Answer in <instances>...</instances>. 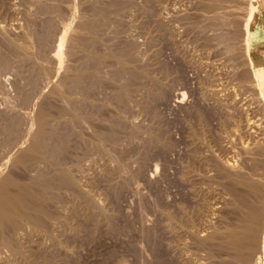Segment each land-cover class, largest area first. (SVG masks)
<instances>
[{"label":"rangeland","instance_id":"rangeland-1","mask_svg":"<svg viewBox=\"0 0 264 264\" xmlns=\"http://www.w3.org/2000/svg\"><path fill=\"white\" fill-rule=\"evenodd\" d=\"M1 1L0 2L2 3L3 6H5L7 4L5 6L6 8L5 7L2 8L1 3H0V6H1L0 7V10H1L0 11V21H2L5 17H7V20H5L7 22H3L2 21V22H0L1 25H2V23L7 24L9 22L8 19H10V18L11 19L14 18V17L16 18V15H17V17L21 16L20 13L18 14L16 11L11 9L14 6V3H17V4L20 3V5H17V6H20V8H22V9H25L27 7V4L25 3L26 7H24L25 6L23 4L24 2L21 1L22 2L21 3L20 0H19V2H16L18 0H13L14 3H13L12 0H1ZM147 1H145V0L144 1L143 0L142 1L141 0L140 1H138V0L136 1L135 0L134 2H132L130 4H127L125 6V8H124L125 12L123 10H121V14H122V11H123V13H127V15L126 14L125 15L122 14V15H124V17L122 15L119 16L122 19V20H120V18H119V21H126V22H124V23L123 22H121V23L119 22L120 24L117 21L118 19H116L118 17L116 15V13L114 12V10H115L114 6L113 5L107 6L108 8H106L107 10L105 12L107 14H105V15L106 16L108 15L107 17L111 18V19H108L107 24L108 23L110 24V22H112V23H111L110 27H109V25L107 26V24H106V26H104L105 28L103 27L104 29L101 30L105 35L111 36L110 34H112L113 29H114V31H115V29L116 30L118 29V27H115V26H118V24H119L120 28L117 31L120 32V33H118V38H120L121 41L118 38L116 39L117 44L119 42L118 45L115 44L116 48L118 46H121L120 48H122L126 42L133 43L132 41H134V40L136 41V42L134 41V43H133L134 47H137L139 45L138 43H140L139 47L136 48L137 49L136 51L134 50L135 48H133L134 52H137L136 53L137 55L139 54L138 56H136V58L140 59V62H138L136 60L138 64L136 62H135V64L137 65L136 69L139 70L141 68L139 71H142V72L146 73V75L142 76V78L139 77L141 81L139 80V78H137V79H135L136 81L134 80V83L131 82V84L133 86L131 85L130 99L128 101H126V103H125V101H120L117 98V96H116L117 92L116 91L121 86L127 84V82H128L127 78L123 74L119 75V73L114 71L116 66L113 67L114 65L112 66L110 64H105L106 68H105L104 65L102 66V73L104 75L105 81L107 80L106 82L108 83V85L110 87H111V85H113V86L110 88L108 85H106L107 83H104L103 86L105 88H103V86L102 87L100 86L99 87L100 90H99L97 85H94V86L90 87L89 92L92 93L95 96H97V95L99 96V98L97 96V99L94 98V96L92 98L94 100L95 104H96L97 101H99L96 104L97 106L96 105L95 106H89L88 104H86V106L89 107L88 108L85 105H83L84 103L80 104V102H78V101L75 102L72 105L74 107L73 109L77 110V108H78L77 111H79V114H81L79 123L81 122L82 124L78 123V128L80 130H82V128H83L81 126L84 125L83 124V120L85 121V125H84L85 128H83V130H82L83 131L82 133L83 134L85 133L84 135L88 134L87 137L90 138V137L93 136L92 138H94L95 132L104 130L111 123V126L112 125H113V127L115 126L116 128H114V129L118 130V132H117L118 135L117 136H119V137L116 140V141H118V143L116 141H115L116 143H113L114 141H112V143H109L111 141H109V142L106 141L107 142V143H105L106 145L104 144V147L106 146L105 148L104 147L103 148L99 147L98 145H97L98 146V148H97V147H95L96 146L95 145L96 142L93 143L94 144V146H93V144L85 142L84 141V137H80V136L76 135L72 130L70 131V133L72 134V136H71L70 133H69V129H71V127L68 126V124H66L65 122H64L65 125H64L63 121L60 122V123H63V125L60 124V123L58 125L59 126L58 128H59V131H60V135H62V134L65 135V137L63 135H62V137L65 139V141H67V143H66L67 147L70 148L71 150H69L67 148L70 153L69 152L68 153H66V152L63 153L64 151L58 150V152L59 151L60 152L57 153V151H56V156H58L60 160L62 159L61 161L62 162L64 161L63 162L64 164H66L65 162H67L66 167H68L70 170H72V172L75 171V172H73V174L76 176V178L78 180L81 179L79 182L82 185V187H84V189H86L93 198L94 197H95V199L97 198L99 203L101 202L100 205L103 206L102 208L105 209L104 212L106 214L100 215L97 212V215H96V213H95L96 211L91 206L90 207H91L92 210L90 208H88L89 205H88V207H86L87 206V200H85L86 199L85 197H84V200H82L83 196H81V199H80V195H78V198H79L78 199L76 195H75L76 196V198H75V196L74 195L72 196L70 194V192H69V196H68L67 195L68 191L64 190V195H67L66 198L62 202H57L58 204L60 203L59 207H60L61 210H59V208H57L58 207L57 203H56L57 205L56 204H54V205L51 204V206H53L52 207L53 210L57 211L59 214H61L62 212L65 214L64 215L62 213L60 215V217L64 218V220L62 218L61 219L59 218L60 221L55 219L53 221H55L56 224L53 221H51V224L52 223L53 224L52 225L50 224L49 226H52L50 228L54 232L56 231L55 235L57 237H59L58 240L59 239L62 240L63 244L64 243L65 244L62 245V242H60L61 243L60 246H62V247H60L58 245L56 247V245L51 244L52 241L49 240L48 238H46L45 236L44 237L41 236V237L38 238L39 239L38 241L40 243H42V242H43V244L45 243L44 245H45L46 249L49 248V249H47L46 253L48 251L51 253V250L53 249L52 252H54V253H51V254H57L58 257L56 258L57 260L54 262L55 264H60V263L61 264H63V263L64 264H162V263L163 264H188V263L189 264H206L207 262H208V264H212V263L214 264V262L216 264L217 260H218L217 264H219L220 261L222 260V256H223V258H225L227 256L226 255V251H224L225 253H222L221 250H217V251L215 250V253H214V249H218V247H211V248L208 247L207 248V246H204V245H202L203 248H202V246L200 247V245H197L196 243H193L194 240H193L192 236L189 233L186 232V234H185V231L179 233V231L181 230L180 227L183 226V225H184L183 228L184 227L185 228H189L190 227L191 229H196V226L198 225L197 226V227H199L198 230L201 228L200 230L201 231L203 230L201 232L203 234V233L206 232L205 229H207V231L208 230L211 231L210 229L213 228L215 223L217 225V226L216 225L215 226L220 228V227H223V225L226 222H228V221L232 222L233 219L237 218V214L236 213H235L236 216L232 213V215L235 216V218H234V216L231 217L232 215L231 214L229 215L228 212H227V211H233L232 208H231V210L229 209V207H230L229 205H226L227 204L226 202H228V200H226V199H229L228 204H230V200H231L230 197L231 196L226 194L227 189H224L223 187L227 188L226 186H227V184L229 185L230 179H226V176H223L225 174L224 173V169H221V167H220V169L223 170V171H220L219 167H218V172L217 173H220V176L222 175V177L224 178V180H222L223 178L220 177L219 174H216L217 169H215V166L217 168V164L216 163L219 160L220 161L223 160L221 162H225L226 160H230L232 162L236 161L237 165L239 164V166H238L239 168L245 169V167H243V165H244V166L247 167V171L249 170V172L252 171L253 166H254V162H252V161L249 162L250 159L243 154V151H242L241 148H242L243 145L247 144L246 143L247 141L243 142V140H245V139L249 140L246 136H245L246 137L245 139L243 137H244L245 134H247L245 132H247V131L250 132L251 131L250 129L254 130V128H255L257 130V131L254 130L255 134L256 133L258 134V132L261 131V136H263L262 133H264V127L260 128V126L264 125V121H263L264 120V107L262 106V102L260 100L261 98L259 97L258 94H256L258 92H257V89H255V87H256V85H254L255 83L253 84V77H252V73L250 72L251 68L249 67V64L247 62L246 56L244 57V60H246V61H244L242 59L243 57H240V56L244 55V54H242L243 50H242V53H241L242 55L240 54L239 56L233 55L232 51L228 52L231 49H229L228 51L226 50L227 48L230 47V46H228V47L226 46L229 42H230V44H231V42H233V43H236V44L238 43L239 45L241 44L243 46V42H242V40H243V38H242L243 36L242 35L243 34H241L243 29H242L241 25L237 26V25H235V23L232 20H231L232 21V23H231V21L229 19H225V23H228L227 24L228 26H230L229 24H232L230 28H228V26L226 27V25H221L222 21L224 19L221 21V23L218 22L216 24L218 26L221 25V31L219 29L220 26H219V28H217L218 26H216V25L214 26L213 25L214 26L213 29L211 27H207L208 23L207 22H203L202 20H200L202 17L204 19V16L200 15L201 12L203 13V11H201V8L199 7V5H200L199 1H197V0H193V1L192 0L191 1L190 0H177V2L179 1L178 2L179 4H177L176 0H173V1L171 0V2L177 4V5H175V6H177L176 10H180L181 11V13L183 14V18H187V19H182V20L179 21L180 25L178 24V26H180V28H178L177 26H175L178 23L177 21H174V20L169 21L167 18L163 17L164 15H162V7H160V6L157 7V5H154L155 3L152 0L148 1V3H147ZM163 1H165V0H163ZM232 1H234V0H230L228 2L229 3V8L231 9V11H236V12L238 11V13H239L240 9H242L243 11L246 10L247 9L246 7L249 4V0H244V1L240 0V2H243V3H241V5L243 6L242 7V6L238 5L239 4L238 3L239 0H236V3H234L235 2L234 1L233 2L234 4H231ZM10 2H12V3H10ZM145 2H146V4H145ZM152 2L154 4H152ZM196 2H198V3H196ZM149 3L151 4V6H150ZM180 3H181L182 6L180 5ZM244 3H246V4H244ZM11 4H13V5H11ZM21 4H22V7H21ZM147 4H149V5L147 6ZM193 4H195V5H193ZM10 5H11V7H10ZM172 5H173V7H175L174 4H172ZM236 5H238L240 7V9ZM245 5H246V7H245ZM111 6H113V7H111ZM142 6L144 8H142ZM145 6H147V8ZM9 7H10V10H9ZM111 8H113L112 11L110 10ZM135 8H136V10H135ZM2 10H5V12L8 11V12H6V14L8 16ZM109 10L111 12H109ZM129 10H131V11H129ZM154 10H155V12H154ZM194 11H195L196 14H194ZM197 11H199V13ZM243 11H242V13H243ZM112 12H113L115 17L113 16ZM152 12H154V13H152ZM2 13L4 14V17H3ZM155 13H156L157 16L153 15ZM160 13H161V17L159 16ZM197 13H198V15H197ZM111 14H112V17H111ZM128 14L130 15V17H129ZM199 15H200V17L201 16L202 17L200 18ZM11 16H14V17H11ZM42 16L40 15L39 17H37L38 21H36L35 23H38V22L41 21L38 24H40L43 27L45 24H44V22H42V20L44 21V18ZM125 16L128 17V19L126 18L127 20L126 19L124 20ZM113 17L115 19L114 22H113ZM11 19H10L11 23L9 22L7 24L8 28L6 30L7 31L6 33L10 32V30H12L13 32L15 30V26H14L15 23L12 24L15 19H13V20H11ZM154 19H156L155 22H154ZM158 19H160V20H158ZM129 20H131V21H129ZM183 20H185V21H183ZM160 21L163 22V25L166 24L165 26H168V27H166V29H165L164 26H162V22L160 24ZM190 21H194L195 24H193L192 22L189 23ZM15 22H16V20H15ZM116 22H117V24H116ZM175 22H177V23H175ZM186 22H188V23H186ZM202 23L204 25H202ZM9 24H10V26H9ZM38 24H35L36 27H37L36 30H38V31L42 30V29L45 30V26L46 25L42 28ZM124 24H126V25H124ZM136 24H138L139 26L136 25ZM147 24H148V26H147ZM173 24H174V26H173ZM191 24H193V26ZM57 25L54 27L53 34H55V29H56V31H57L56 33H58V35L56 34L54 36L52 34V37H51V38H53V36H54L53 40H55V41H53L50 38V40H52V42L50 43L49 42L50 40H49L48 43L46 44V46L48 45L49 47L45 46V48L49 51L48 52L49 54L53 51L54 46L56 44V43H53V42L57 41L56 39L58 38V36H59V34L61 32V29H62V26L60 24L58 26ZM197 25H199L200 28ZM3 26L5 27L6 25H3ZM151 26H153V27H151ZM194 26H197V27H194ZM202 26L204 27V30H203ZM223 26H225V27H223ZM235 26H236V28H235ZM107 27H108V30L106 29ZM222 27L226 28V31L228 30L227 32L225 31L224 34L225 33L227 34L229 32L231 33V31H233V30L236 31V32L233 31L235 34L232 32L234 34V38L236 39V41L233 38L231 39V37H232L231 35H233V34L229 33L230 34V35H228L229 37L227 35L222 34L223 31L225 30V29L222 30ZM9 28H10V30H9ZM58 28H60V29H58ZM109 28H111V29H109ZM125 28H126L127 31H125ZM130 28H132V29L129 30ZM174 28H177L178 30L175 29V30H173L174 31L173 32L172 29H174ZM208 28H211V30L214 32L215 35ZM16 29H18V30H16L17 32L20 31L19 28H16ZM147 29H148V31H147ZM154 29H155V31H154ZM161 29H163V30H161ZM106 30H107V32H106ZM110 30H112V32H110ZM122 30H124V32H127V34L126 33L123 34L124 32ZM164 30L166 32H168V33H166ZM180 30H181V33H180ZM237 30H238V32H237ZM16 31L14 32L15 35H14L13 32H11L15 37H18V36L22 35L21 31H20L19 34ZM22 31H23V29H22ZM134 31H136V32H134ZM169 31L173 32V33H171L172 35H169L170 34ZM178 31H179V33H178ZM39 32L41 33L42 31H39ZM195 32H197V33H195ZM205 32L207 34H205ZM211 32H212L213 35L211 34ZM11 33L10 34L8 33V36L14 37V36H12ZM16 33H17V35H16ZM219 33H220V35H219ZM236 33H238V34H236ZM128 34H130V36H128ZM175 34H177V35L175 36ZM210 34L214 38L211 37ZM221 34L223 36H227V38L225 37V40H224L223 39L224 37H222ZM205 35H207V36L209 35V36L205 39V37H204ZM173 36H174L175 40L173 39ZM186 36H187V38H186ZM237 36H239V37H237ZM130 38H132V40H130ZM170 38L172 39L173 42H170V40H171ZM176 38H177V41H176ZM188 38H190V39H188ZM208 38H211V39H209L210 41H208ZM240 38H242L241 43H239L240 42ZM0 39L2 40V38H0ZM136 39H138V40H136ZM146 40H148V41H146ZM195 40H196V42H195ZM213 40H215L216 42H214ZM220 40L222 42H225V43H222ZM187 41H189V42H187ZM1 42H2V44H4L3 40ZM208 42H210V43H208ZM226 42H227V44H226ZM49 43L52 46H50ZM172 43H174V44H172ZM135 44H136V46H135ZM151 45H153V46H151ZM211 45L214 46V47H212ZM221 45L222 46L224 45L223 48H222ZM48 48H50V49H48ZM145 48L148 49V50H146ZM139 49H141V50H139ZM140 54L142 55V57H141ZM181 55H182V57H181ZM236 57H237V59H236ZM230 58H233V59H230ZM240 59H242V60H240ZM13 63L16 64L17 62H13ZM242 63H244V64H242ZM135 64H134V66H136ZM164 64H165V66H164ZM245 64H247V65H245ZM17 65L18 64H16V66ZM146 65H147V67H145ZM16 66L14 65V66H12L11 69H8V71L9 70L13 71V67H15L16 70L14 68V71L12 72L13 74H11L10 71H9L10 73L7 71L8 73L5 72L4 76L2 75V80H4L5 81L4 84L7 85V86L6 85L5 86L7 87V89L9 88L8 92H10L11 94H13V92L15 93V95L13 94L11 96L12 99H13V96H14L13 100H15V101H13L11 99V101H12V102L10 101L11 104H8L10 107L13 104L12 107H11L12 111L10 110V107H8V105H6L7 102L2 97L0 98L1 100L3 99L2 100L3 102L0 100V102L2 104V105L0 104V107H1L0 108V115H1L0 121L1 120L3 121V119H4V121H3L4 125L7 124L5 122H8L9 119L10 120L14 119V117L18 114V111L19 112L22 111L21 109H23V111L25 109L24 113L20 112V113H22L24 115L28 114V113L29 114L30 113L33 114L35 109H37L38 103H39L38 99H36V97L33 98V96H31L30 97L31 100L29 101V103L25 104L27 101L25 102L24 96H25V99H26V93L27 92H23V94H25V95H23V94H21L22 91H20V90L25 86L26 88L24 87V90L28 89L27 91L29 92L30 88H29V86H26V85L23 86L24 82L21 81V78L23 77V75H22L21 71H19V70L22 69V67H19V66L16 67ZM107 66L110 67V68H108ZM111 66H112L113 69H111ZM169 67H171V68L169 69ZM87 70H89V69H87ZM87 70H86V72H87ZM105 70H106V72H105ZM149 70H151V71H149ZM172 70H173V72H172ZM17 71H19V72H17ZM147 72H148V74H147ZM151 72H152V74H151ZM14 73H15V75H14ZM17 73L20 74V75L18 74L17 76H19V77L22 76L21 78L18 77L22 84L19 83L20 81L14 79ZM7 74L12 75L11 77H10V75H8V77H9L8 80H7L8 77L6 76ZM108 74H111V75L108 76ZM147 75H148V77H147ZM110 76L112 78H110ZM153 78H154V81H153ZM242 78H245L244 82H243ZM110 79H113V80H110ZM142 79H143V82H142ZM11 80H12V82L14 84L12 82H9ZM114 80H117V81L119 80V82L116 81L117 82L116 83ZM144 80H145L146 83L144 82ZM151 80H152V82H151ZM241 80H242V82H241ZM108 81H110V82H108ZM111 81L113 82V84H112ZM121 81H123L124 84ZM147 81H148V83H147ZM7 82L12 83V84H9ZM16 82H17V84L18 83L21 84V86H23V87H20V86H19L20 88L17 87L19 84L17 85ZM135 82H137V83L140 82V84L139 83L136 84ZM152 83H153V86H152ZM237 83H239L240 86L237 85ZM10 85H11V87H13V86L15 87L16 86L17 92L19 90L20 93L18 94L16 92V90L14 91L13 88L10 87ZM138 85L139 86L141 85L142 87H137ZM107 86H108V88H107ZM114 86H116V87H114ZM92 87H94L93 89L96 90V92L98 94L93 91ZM159 87H161V88H159ZM240 87L242 88L243 91L241 90ZM109 88L110 89L113 88V89L112 90H108ZM135 88H138V89L135 90ZM91 89H92V91H91ZM132 89H133V91L135 90L138 93H136L134 91L135 95H133L134 92L132 91ZM158 89H160V90H158ZM208 89H209V91H208ZM244 89L246 90V92H245ZM97 90H99V92ZM106 90H107V92H106ZM211 90H213V93H212ZM143 91H147L148 93L144 92L145 93L144 94V93H142ZM214 91H216L215 92L216 94L214 93ZM16 93L18 94V96H17ZM107 93L111 94V96H107ZM140 93H141V95H139ZM10 95H9V97H10ZM21 95L23 96V98H22ZM100 95H102L101 98H103V96H104V98H103L104 100H105V96H106V98L110 99V100L106 99V101H110V103H111L110 106L109 105L103 106V107L101 106L102 103H104L106 101H104L103 99H102L103 102L100 101L101 100L100 99ZM112 95L114 96L113 99H112ZM183 95H185V96H183ZM15 96H16V98H15ZM178 96H179V99H178ZM181 96H182V98H181ZM90 97H91V94H90ZM19 98H20V100H19ZM32 98H33V100H32ZM145 98H147V99H145ZM111 99L114 100V101L112 102ZM241 99H243V100L241 101ZM20 101L21 102L24 101V102L21 103ZM141 101H142V103H141ZM4 102H6L5 103V105H6L5 107L6 108L8 107L9 109H6V108L3 107ZM15 102L18 104V106H16ZM30 102H34V104L30 103ZM35 102L36 103L38 102V103L36 104ZM231 102L232 103L234 102V103L232 104ZM112 103L114 104V106H113ZM14 104H15L16 107L14 106ZM98 104H100L101 107ZM22 105L25 108L22 107ZM74 105L75 106L77 105L76 106L77 108H75ZM126 105H128V106H126ZM129 105H130V107H129ZM28 106L31 109H29ZM98 106H99V108H98ZM116 106H118V107H116ZM79 107H80V110H79ZM94 107H96V108L94 109ZM104 107H105V109H104ZM115 107H116V109H114ZM12 108H15V110L12 109ZM82 108H83V110L84 109L85 110L83 111ZM90 108L94 109V110H90ZM102 108L104 110H102ZM4 109H6V110H4ZM16 109H17V111H16ZM88 109L91 111V113L89 112ZM100 109L102 111H100ZM118 109H119V111H117ZM229 109H230V111H229ZM1 110L3 112H1ZM8 111L9 112L11 111L12 113H8ZM86 111H88V113L91 115V117H90V115L88 113H86ZM92 111H94V112H92ZM98 111L101 112V113L97 114V115H99V116L101 115V116L99 117V116L95 115V117H94V113L96 114V113H98ZM110 111H112V112H110ZM202 111H203V113H202ZM4 112H6V113H4ZM13 113H15L14 116H13ZM20 113H19V115H20ZM92 114H93V116H92ZM113 114H116V115H113ZM85 115H89V117L87 118V116H85ZM104 115H105V118L103 117ZM136 116H138V117H136ZM84 117L86 118V120L88 119L87 120L88 123L92 120L91 124L89 123L90 127L88 126V123H86L87 121L85 120ZM98 117H99V120H98ZM108 117L109 118L112 117L110 119L114 120V121L107 120V119H109ZM119 117H120L121 120L119 119ZM245 117H247V118H245ZM5 118H7V121H5ZM92 118H96L97 120L94 119L95 121L93 122ZM240 118L242 119V120H240L242 123L239 121V124L237 126L238 120ZM104 119L107 120V121L105 120L106 121L105 123L103 122ZM247 119H249V120H247ZM258 119H259V121H258ZM250 120L252 121L251 123H250ZM23 121L24 122H22V130L25 131L26 127H27V119H26V117H25V119ZM108 121L110 122L109 124H108ZM118 121H119V123H118ZM120 121L122 123H120ZM198 121H199V123H198ZM95 122H96L97 126L95 125V126L92 127L91 125H93V123L95 124ZM112 122H113V124H112ZM123 122H124V125H123ZM246 122L248 123V125H247ZM261 122L263 123V125L262 124L260 125ZM115 123L117 125H115ZM252 123H253V125H252ZM258 123H259L260 126L258 125ZM102 124H103V126H102ZM118 124L119 125L122 124L121 125L122 127L118 126ZM241 124H243V125L241 126ZM235 125H236V127H235ZM250 125H251V127H250ZM1 126L2 125H0V129L2 130L3 126L2 127ZM60 126L62 127V130H64V131L60 130ZM100 126H102V127H100ZM139 126H141V127H139ZM247 126H249V127H247ZM252 126L254 128H252ZM91 127H92L93 130L97 127V129H95V132L93 130H91ZM230 127H233V129L230 128ZM242 127H244V128H242ZM85 129H86V131H85ZM135 129H137V130H135ZM237 129L240 130L241 133ZM241 129H245V130H241ZM1 130H0V133L2 134L3 130L2 131ZM66 131H68V132H66ZM89 131H92V132H89ZM133 131H134V133H131L132 134L131 135L130 132H133ZM135 131H137L141 135L138 134ZM254 131H252V133ZM61 132H64V133H61ZM125 132H126V134L128 133L129 135L128 134L126 135ZM234 132L236 134H234ZM65 133H67V134H65ZM136 134H138V135H136ZM255 134L254 133L252 134V135L255 136V137L253 136L252 139L256 138V140H257V138L259 137L260 134H258L257 137H256ZM90 135H92V136H90ZM130 135H131V137H130ZM199 135H200V137H199ZM234 135H236V136H238L240 138L238 139V137H236ZM242 135H243V137H242ZM125 136H127V137H125ZM135 136L138 137V138H135ZM150 137H152V138H150ZM231 137H232V139H231ZM92 138H91V140H92ZM205 138H207V139L205 140ZM216 138H218V139H216ZM4 140H5V136L1 135L0 136V148L3 146ZM151 140H153V141H151ZM214 141H216V142H214ZM225 141H227V142H225ZM77 142H80L82 145L80 143H77ZM216 143H217V145H216ZM239 143H240V145H239ZM75 145H77V146H75ZM109 145L110 146L114 145L116 148L111 146V149H110ZM235 145H236V147H235ZM74 146L76 147V150H73V149H75ZM84 146H85V148L83 149ZM92 146L95 148V150L92 148ZM120 146H122V147H120ZM4 147H5V145L3 146V148L0 149V151H2L4 149ZM7 147L8 146H6L5 149H7ZM13 148H14V146H13ZM13 148L11 146L10 148H8L7 151L10 152ZM78 148H79V150H78ZM81 148H82V150H81ZM107 148L110 149V150L108 151ZM116 149H117V151H116ZM196 149L197 150L199 149V150L197 151ZM102 150H104L105 152L104 151L102 152ZM204 150H206L207 153ZM7 151L5 150L4 153H6ZM71 152H72V155H70ZM0 153H3V152H0ZM4 153L1 154L3 157L7 154V153L6 154H4ZM60 153L62 155H64V158H62V155L59 156ZM68 154L70 155L69 158H67ZM73 154L75 155V157H74ZM76 154H78V155H76ZM112 154H114V156ZM115 154H117V155H115ZM1 155H0V159L1 158L3 159V157ZM65 155H67V156H65ZM76 156H79V157H76ZM117 156L120 157V158H118ZM259 156H260V158H259ZM116 157H117L119 162L116 160ZM261 157H263V159H264L263 155L262 156L258 155V157H257V160L259 159L258 161L260 162L258 164V166L260 164L262 165V166L260 165L262 169H259V171L264 170L263 169L264 168V166H263L264 165V160H261ZM246 158H248L249 160H247ZM69 159H70V161H69ZM121 159H122V161H121ZM214 159L215 160L218 159V161L215 162ZM92 160H93V162H92ZM195 160L197 162H195ZM209 160H211V162ZM199 161H200V163H199ZM243 161L245 162V164L243 163ZM189 162H190V164H188ZM69 163L72 164L73 166L70 165ZM122 163H124L125 166H123ZM118 165H120V166H118ZM248 166L251 167V169H249ZM73 167H74V169H73ZM127 167L129 168V170H128ZM113 168H115V169H113ZM122 168H123V170H122ZM104 169H105V171H104ZM42 170H43L42 172H44L43 175H45L47 173L45 176H47L49 174L50 175L53 174V173H51L52 170H50L49 167H47V168L44 167V169H42ZM45 170H47L48 172L45 171ZM154 170H155V172H154ZM207 170H208V173H207ZM17 171L20 174L23 173V172H21L19 170H16V173H18ZM80 171H82V172H80ZM200 172H202V173H200ZM253 172H255V170ZM128 173H129V176L127 175ZM209 173L212 174L211 175L212 178H210V174ZM132 174H134V175H132ZM194 177H196V178H194ZM197 177H199V178H197ZM197 179L200 182H197ZM186 180H188L189 182L188 181L186 182ZM214 181L216 182V184L214 183ZM192 182H193V184H192ZM221 182L225 183V184L222 185ZM195 185H197V186H195ZM179 188H180V190H179ZM206 189H207V191H206ZM215 190H216V192H215ZM65 191H67V192L65 193ZM187 191H188V193H187ZM218 194H219V196H218ZM71 196L74 197V198H72ZM168 197H170V198H168ZM216 198L219 201H217ZM68 199H69V202L73 201V203L75 205L72 202H70V203L67 202L66 205H65V201H67ZM205 199H207V200H205ZM196 201H198L197 202L198 205L196 204ZM208 201H209L210 204L208 203ZM84 202H86V203H84ZM192 202H194V203H192ZM53 203H55V202H53ZM68 203H69V206H68ZM220 203H223L224 206H221L223 204H220ZM263 203H261L262 206L264 205ZM62 205H64L65 208H64V206L62 207ZM189 205H190V207H189ZM214 205H215V207L217 205H219V206H217V208L219 207L220 208L219 211H222V212L219 213V211L217 209V211H218L217 215H216L217 211H216V213L214 212V214L213 213L211 214V212H209V210H210L209 208H211ZM195 207H196V209H195ZM231 207H232V205H231ZM71 208H72V210H71ZM182 209H183L184 213L182 212ZM263 209H264V206H263ZM154 211H155V213H154ZM171 211H172V214L170 213ZM71 212H72V214H70ZM181 212H182L183 215L179 214ZM190 212H191V214H190ZM205 212H207L206 215L204 214ZM76 213H77V215H76ZM173 213H175V214H173ZM73 214H75V216ZM92 214H95V215H92ZM78 215H80V216L78 217ZM90 215H92V218L91 219H87V218H89L88 216H90ZM99 215L103 216V217H100ZM169 215L171 217H173L177 221H172L173 219L169 218L168 217ZM210 215H212V216H210ZM225 215L228 216V221H227V216H225ZM63 216H65V217H63ZM83 216L84 217L86 216L87 218L86 217L84 218ZM199 216H200V218H199ZM94 217H96V218H94ZM202 217L203 218L205 217V218L202 219ZM102 218H103V220H102ZM93 219L96 220V221H94ZM104 219L106 221H104ZM181 219H184V220H181ZM188 219H190V221ZM210 219H212V220H210ZM224 219L226 221L225 223L223 221ZM65 220H66V222H65ZM87 221H89V222H87ZM92 221L93 222H97V223H93ZM170 221H171V223H170ZM206 221H208V222H206ZM211 221H212V224H211ZM221 221H222V224H221ZM235 221H236V219H235ZM57 222L60 223V225L63 224L62 226H64V228L63 227H59L60 231L57 229L58 226H60ZM61 222H64V223L61 224ZM70 222H73V223L71 224ZM184 222H186L187 224H185ZM190 222L191 223L194 222V223L191 224ZM155 223H156V225H155ZM175 223H176V227L174 225ZM163 224H165V225H163ZM170 224H172V227H171ZM53 225H54V227L56 225L57 228L56 227L53 228ZM185 225H187V226H185ZM210 225H212V226H210ZM173 226H174L175 229L173 228ZM105 227H107V228L105 229ZM202 227H203V229H202ZM210 227H212V228H210ZM131 228H133V229L131 230ZM77 229L79 231H74V230H77ZM176 229H178V230L180 229V230L178 231ZM118 230H119V232H118ZM126 233H128V234H126ZM178 235H180V236H178ZM179 237L181 238V240H180ZM175 238L177 240H175ZM182 239H183V241H182ZM179 241H180V243H179ZM166 243H168V244H166ZM66 244L69 247L68 248L69 250L67 249ZM51 245L54 246L55 250H54L53 246H51ZM48 246H50V247H48ZM65 246H66V248H65ZM191 246H193L194 248L191 247ZM57 248H58V250H57ZM61 248H63V249H61ZM198 248L201 249V250H199ZM206 248L208 250H206ZM56 250L59 253L61 251L60 256L58 255L59 253L55 252ZM63 250L66 253L69 252V254L68 253L65 254V252ZM202 250H204V251H202ZM71 251H72V254H71ZM210 251L213 252V253H211ZM171 254H173V255H171ZM196 254H197L198 257L196 256ZM212 254H214V256ZM62 255H64V256H62ZM210 255H211L212 258L210 257ZM112 256H114V257H112ZM172 256H174V257H172ZM215 256H217V258H215ZM125 257H126V259H125ZM208 257H209V259H208ZM67 258H69V259H67ZM57 261L60 262V263H58ZM67 261H68V263H67ZM69 261H71V262H69Z\"/></svg>","mask_w":264,"mask_h":264},{"label":"bare ground","instance_id":"bare-ground-1","mask_svg":"<svg viewBox=\"0 0 264 264\" xmlns=\"http://www.w3.org/2000/svg\"><path fill=\"white\" fill-rule=\"evenodd\" d=\"M1 1V0H0ZM13 1V0H12ZM23 1L24 3V7H26V4H27V7L25 9H22L20 8V6H17V5H20L17 4V3H14V6L11 8L13 9L14 11H16L18 14L20 13L21 16L17 17L16 15V18L14 16H11V17H14V18H10L11 20L15 19L14 22L12 24L15 23V30H18L16 28H19L20 31L22 32V35L18 36V37H15V33L10 30V27L9 30L10 32H8L9 34L11 32L14 33V35L12 34V36L14 37H11V36H8V33H6L7 31V24L11 21L10 19L9 22L7 24H4L2 23V25L0 24V38H2L3 40V43L2 44V40L0 39V98L2 97L6 102H4L3 104V107L6 108L5 106L8 105V104H11V96L15 93L13 92V94H11L10 92H8V89H7V85L4 84V80H2V75L4 76L5 72L8 73L9 71L11 72V74H13L12 72L14 71V68L13 67V71L9 70L8 69H11L12 66H16V64H18L16 67H22L21 70V73L23 75V77H19L17 76L19 73L16 74L15 78L16 80L20 81L19 78H21V81L24 82L23 83V86L26 85V86H29L30 88V91L28 92L27 90L28 89H25L24 90V87L21 86V81L19 83L21 84H16L18 85L17 87H23L20 91H22L21 94H23V92H27L26 93V99H25V96H24V100H25V104L29 103V101L31 100L30 97L33 96V98L36 97V99H38V107L37 109H35L34 113L33 114H22L24 113L23 109H21L22 113H20L18 111V114L14 117V119H9L8 122H5L7 123L6 125L3 124V121L1 122L0 121V125H2V130H3V133L1 134L2 136H5V140H4V143H3V146L5 145L8 146L7 149H4L7 151L8 148H10L12 146H14V148L10 151V152H5V150L3 151H0V152H3L4 154H6L4 157L1 155L3 153H0V155L3 157V159L1 160L0 159V264H55L54 262L57 260L56 258L58 257L57 254H51V253H54L52 252L51 250V253L49 254L48 252L46 253L47 248L45 247V243L43 244L40 243L38 240L39 237L41 236H45L46 238H48L49 240L52 241L51 244H54L58 246L61 245L60 242H62V240H58L59 237H57L55 235V232L50 228L52 226H49L51 224V221L53 220H59L62 218L60 217L61 214H59L57 211L53 210L51 206V204H56L57 202H62L64 201V199L66 198V196L68 195L69 196V192L70 194L73 196H77L78 198V195H80V199H81V196H83L82 200H84V197L86 198L85 200H87V206L89 205L88 208L91 209V207L96 211V215H97V212L98 214L100 215H103V214H106L104 211L105 209L102 208L103 206H101V202L99 203V201L97 200V198L95 199V197L93 198L89 192L84 189V187H82V185L80 184V180H78L76 178V176L73 174V171L70 170L68 167H66L67 165V162H65L66 164H64L58 156H56V151L57 153L58 150H62L64 151L63 153H68L69 150H71L70 148L67 147V141H65V139L62 137V135L65 137L64 134L60 135V131H59V123L61 121H63V123L65 122L66 124H68V126L71 127V129H69V133L70 131L72 130L76 135L80 136V137H84V141L85 142H88L90 144H93L95 143V147L98 148L99 147H104V144L107 143L106 141H111L109 143H112V141H114L113 143H118L117 138L119 136L118 135V130H115L114 128H116L115 126L113 127V125L111 126V123L108 121V124L110 123V125L108 127H106L104 130L102 131H97L95 132V129H97V127L93 130L92 127L96 125V122L95 124L93 123V125H91V130H93L95 132V135H94V138L92 137H87V135H84L82 132L84 125H85V121L83 120V127L82 130H80L78 128V123L80 121V115L79 114V111L78 108L75 106L76 109H73L74 107L72 106L75 102H80V104L84 103L83 105L86 106V104H88L89 106H95L99 101L94 102V100L92 99L93 96L94 98L97 99V96L93 95L92 93L89 92L90 90V87L91 86H94V85H97L98 88L101 86H103L104 83H107L105 81V78H104V75L102 73V66L105 64H110V65H114L113 67H115V72L119 73L120 74H123L126 78H127V84L126 85H123L121 86L116 92V96L117 98L120 100V101H128L130 99V92H131V82L134 83V80L137 79V78H142V76L146 75V73L142 72V71H139L138 69H136L137 65L135 64V62L137 63L140 62V59L139 58H136V56H138L136 53L137 52H134V50L136 51L140 45V43H138L139 45L137 47H134V41H132L133 43H130V42H126L124 44V46L122 48H120L121 46H118L117 48L115 47V44H117L116 42V39L118 38V32L117 30L120 28L119 27V24L121 22H126V21H119V16H121L122 14H126L127 13H123L124 11V8L127 4H130L132 2H134L135 0H20V2ZM137 1V0H136ZM140 1V0H138ZM142 1V0H141ZM144 1V0H143ZM147 1V0H145ZM150 1V0H148ZM147 1V3H148ZM152 4L154 5H157V7H162V15H164L163 17L164 18H167L169 21L171 20H174V21H177L175 23H177V26L178 28H180V26H178L179 24V21L182 20V19H187V18H183V14L181 13L180 10H176V7L175 5L179 4L177 2V4L171 2V0H152ZM173 1V0H172ZM191 1V0H190ZM193 1V0H192ZM199 1L200 5L199 7L201 8V11H203V13L201 12L200 15H203L204 16V19L203 17L201 18L200 15L199 18L200 20H202L203 22H207V27H211L213 29V27L221 21H222V24L221 25H226V27L228 26L227 24L228 23H225V19H229L230 21L232 20L235 25H241L242 26V33L243 34L241 37L243 38H240V42L241 43V40L243 42V46L240 44H236V43H233L231 42L230 44V40L228 41L229 43L227 44L226 42V46H230L229 48H225L227 51L229 49L228 52L232 51V54L235 55V56H239L241 53H242V50H243V53L244 54L243 56H240V57H243L242 59L244 60V57L246 56V59H247V62L249 64V67L251 68V73H252V77H253V84L256 85L255 89H257V92L256 94L259 95V97L261 98V102H262V106L264 107V67H262L259 59H258V56H261L260 54H263L262 56H264V50L261 49L260 45H261V42L262 40H264V9H263V6H264V0H249V4L248 6L245 7L247 8L246 10H242L240 9V6L241 3L243 2H240L239 0V4L236 5L240 11L238 13V11H231V9L229 8V1L230 0H197ZM235 1V2H234ZM231 2V4H234L236 3V0H234ZM242 1V0H241ZM244 1V0H243ZM2 2V1H1ZM0 2V3H1ZM5 2V1H4ZM8 2V1H7ZM16 2H19L16 1ZM234 2V3H233ZM12 3V2H10ZM22 3V2H21ZM26 3V4H25ZM151 3V2H150ZM149 3V4H150ZM198 3V2H196ZM5 4V3H4ZM146 4V2H145ZM147 4V6L149 5ZM175 7H173V5ZM192 4V3H191ZM246 4V3H244ZM243 4V5H244ZM7 5V4H6ZM5 5V6H6ZM13 5V4H11ZM10 5V7H11ZM109 5H113L115 10L114 12L116 13L117 17L116 19H118V26H115V27H118V29L114 31L113 29V32L112 30H110V32H112V34H110L111 36H108V35H105L101 30H103L108 22V19H111V18H108L105 14L106 12V8H108L107 6ZM153 5V6H154ZM181 5V3H180ZM184 5V4H183ZM195 5V4H193ZM1 6L2 8L5 7L2 5L1 3ZM0 6V7H1ZM111 6V7H113ZM144 6V5H143ZM142 6V8H144ZM147 6H145L147 8ZM151 6V4H150ZM182 6V5H181ZM234 6V5H233ZM235 6V7H236ZM10 7H9V10H10ZM21 7H22V4H21ZM23 7V8H24ZM128 7V6H127ZM156 7V6H155ZM154 7V8H155ZM234 7V8H235ZM243 7V6H242ZM241 7V8H242ZM1 8V9H2ZM6 8V7H5ZM110 8V7H109ZM129 8V7H128ZM145 8V9H146ZM113 8H111L110 10L112 11ZM141 9V8H140ZM192 9V8H191ZM196 9V8H195ZM109 10V12H111ZM121 10L122 11V14H121ZM136 10V8H135ZM139 10V9H138ZM150 10V9H149ZM183 10V9H182ZM236 10V9H235ZM1 11V10H0ZM5 14V10H2ZM131 11V10H129ZM147 11V10H146ZM157 11V10H156ZM188 11V10H187ZM243 11V13H242ZM125 12V11H124ZM134 12V11H133ZM155 12V10H154ZM152 12V13H154ZM189 12V11H188ZM199 13V11H197ZM14 13V12H13ZM16 13V14H17ZM129 13V12H128ZM137 13V12H136ZM143 13V12H142ZM151 13V14H152ZM157 13V12H156ZM153 14V15H156ZM190 13V12H189ZM197 13V15H198ZM3 14V13H2ZM15 14V13H14ZM113 14V12H112ZM112 14H111V17H112ZM132 14V13H131ZM145 14V13H144ZM194 14L195 11H194ZM7 15V14H6ZM42 16L44 18V21L42 20V22H44V25L45 26V30L42 29V30H39V31H42L41 33L36 30L37 27L35 24H38V23H35L37 20V17L39 16ZM110 15V14H109ZM124 15H122L124 17ZM129 15V14H128ZM159 15V14H158ZM2 16V15H1ZM8 16V15H7ZM114 16V14H113ZM134 16V15H133ZM132 16V17H133ZM157 16V15H156ZM161 17V13L159 15ZM3 17H4V14H3ZM115 17V16H114ZM114 17H113V22H114ZM122 17V18H123ZM130 17V15H129ZM128 19V17L125 16L124 20L125 19ZM126 19V20H127ZM166 19V20H167ZM7 20V17H5L2 21L3 22H7L5 21ZM120 20H122L120 18ZM150 20V19H149ZM156 19H154V22H155ZM160 20V19H158ZM157 20V21H158ZM190 20V19H189ZM188 20V21H189ZM0 21V22H2ZM131 21V20H129ZM147 21V20H146ZM185 21V20H183ZM195 21V20H194ZM194 21H190L189 23H193L195 24ZM231 21V23H232ZM242 21V22H241ZM135 22V21H134ZM153 22V23H154ZM162 21H160V24H161ZM166 22V21H165ZM164 22V23H165ZM60 24L62 26V29H61V32L58 36V38L56 39L57 41L56 42H53V43H56L55 46H54V49L53 51L49 54L48 50L45 48L46 44L48 43V41L50 40V38L52 37V34H53V31H54V27L57 25V24ZM111 23L110 24L108 23L107 26L109 25V27L111 26ZM122 23V24H123ZM129 23V22H128ZM133 23V22H132ZM136 23V22H135ZM151 23V22H150ZM167 23V22H166ZM173 23V22H172ZM171 23V24H172ZM174 23V24H175ZM181 23V22H180ZM183 23V22H182ZM185 23V22H184ZM188 23V22H186ZM201 23V22H200ZM219 23V24H220ZM224 23V24H223ZM58 24V25H59ZM117 24V22H116ZM134 24V23H133ZM149 24V23H148ZM147 24V26H148ZM170 24V23H169ZM173 24V26H174ZM193 24H191L193 26ZM3 25H6L5 27ZM40 25V24H38ZM57 25V26H58ZM113 25V24H112ZM126 25V24H124ZM138 25V24H136ZM166 25V24H165ZM163 25V22H162V26H164V28L166 29V27L168 26H165ZM180 25V24H179ZM184 25V24H183ZM190 25V26H191ZM202 25H204L202 23ZM214 25V26H213ZM221 25L220 28L218 25L217 28L220 29L221 31ZM230 26H228V28L231 27L232 24H229ZM10 26V24H9ZM41 26V25H40ZM39 26V27H40ZM43 26V27H44ZM122 26V25H121ZM139 26V25H138ZM156 26V25H155ZM199 27V25H197ZM197 26H194V27H197ZM42 27V26H41ZM42 27V28H43ZM104 27V28H103ZM131 27V26H130ZM133 27V26H132ZM150 27V26H149ZM153 27V26H151ZM160 27V26H159ZM186 27V26H185ZM203 27V26H202ZM225 27V26H223ZM222 27V30L225 29L223 31L222 34H224V32L226 31V28H223ZM113 28V27H112ZM124 28V27H123ZM136 28V27H135ZM200 28V27H199ZM198 28V29H199ZM211 28H208L210 31ZM236 28V26H235ZM14 29V28H13ZM23 29V31H22ZM60 29V28H58ZM108 30V27L106 28ZM111 29V28H109ZM122 29V28H121ZM132 28H130L129 30H131ZM143 29V28H142ZM146 29V28H145ZM156 29V28H155ZM154 29V31H155ZM168 29V28H167ZM177 28H174L172 29L175 30ZM185 29V28H184ZM188 29V28H187ZM196 29V28H195ZM207 29V28H206ZM8 30V31H9ZM106 30V32H107ZM134 30V29H133ZM163 30V29H161ZM171 30V29H170ZM178 30V29H177ZM203 30H204V27H203ZM202 30V31H203ZM218 30V29H217ZM20 31H16L18 34L20 33ZM124 32V30H122ZM121 31V32H122ZM125 31L126 28H125ZM138 31V30H137ZM148 31V29H147ZM165 31V30H164ZM168 31V30H167ZM170 32L169 31V35H172L171 33L173 32ZM183 31V30H182ZM193 31V30H192ZM198 31V30H197ZM201 31V32H202ZM219 31V30H218ZM228 31V30H227ZM226 31V32H227ZM234 31V30H233ZM231 31L230 34H233L234 32L236 31ZM56 29H55V34H53L54 36L58 33H56ZM59 32V31H58ZM122 32V33H123ZM136 32V31H134ZM166 32V31H165ZM189 32V31H188ZM200 32V31H199ZM213 32V31H212ZM211 32V34H212ZM233 32V33H232ZM238 32V30H237ZM16 33V35H17ZM127 34V32H124L123 34ZM168 33V32H166ZM179 33V31H178ZM180 33H181V30H180ZM187 33V32H186ZM197 33V32H195ZM210 33V32H209ZM208 33V34H209ZM229 33H225L224 35H230ZM133 34V33H132ZM153 34V33H152ZM165 34V33H164ZM190 34V33H189ZM193 34V33H192ZM205 34H207L205 32ZM210 36L213 37L212 35ZM221 34L222 37H224L223 39L225 40V37L227 38V36H223ZM235 34V33H234ZM234 34L231 35V39H235L234 38ZM238 34V33H236ZM134 35V34H133ZM177 34H175L176 36ZM204 35V34H203ZM215 35V34H214ZM220 35V33H219ZM218 35V36H219ZM53 36V38H54ZM127 36V35H126ZM128 36H130V34H128ZM132 36V35H131ZM140 36V35H139ZM144 36V35H143ZM153 36V35H152ZM168 36V35H167ZM199 36V35H198ZM197 36V37H198ZM209 36V35H208ZM207 35H205V39L208 37ZM240 36V35H239ZM237 36V37H239ZM156 37V36H155ZM169 37V36H168ZM167 37V38H168ZM171 37V36H170ZM178 37V36H177ZM180 37V36H179ZM229 37V36H228ZM53 38H51L53 40ZM154 38V37H153ZM157 38V37H156ZM160 38V37H159ZM187 38V36H186ZM195 38V37H194ZM199 38V37H198ZM214 38V37H213ZM221 38V37H220ZM120 39V38H118ZM141 39V38H140ZM171 39V38H170ZM173 39H174V36H173ZM190 39V38H188ZM204 39V38H203ZM204 39V40H205ZM209 39L211 38H208V41H210ZM238 39V38H237ZM52 40H50L49 42L51 43ZM130 40H132V38H130ZM138 40V39H136ZM168 40V39H167ZM175 40V39H174ZM222 40V39H221ZM220 40V41H221ZM55 41V40H53ZM118 41V40H117ZM121 41V39H120ZM123 41V40H122ZM148 41V40H146ZM176 41H177V38H176ZM183 41V40H182ZM186 41V40H185ZM214 42H216L215 40H213ZM223 41V40H222ZM221 41V42H222ZM236 41V39H235ZM136 42V41H135ZM158 42V41H157ZM170 42H173L172 39L170 40ZM184 42V41H183ZM182 42V43H183ZM189 42V41H187ZM196 42V40H195ZM207 42V41H206ZM219 42V41H218ZM49 43L50 46H52L51 44ZM52 43V44H53ZM154 43V42H153ZM185 43V42H184ZM183 43V44H184ZM210 43V42H208ZM212 43V42H211ZM220 43V42H219ZM222 43H225V42H222ZM119 44V42H118ZM117 44V45H118ZM122 44V43H121ZM174 44V43H172ZM221 44V43H220ZM54 45V44H53ZM142 45V44H141ZM170 45V44H169ZM180 45V44H179ZM48 46V45H47ZM46 46V47H47ZM136 46V44H135ZM153 46V45H151ZM158 46V45H157ZM175 46V45H174ZM212 46V45H211ZM222 46V45H221ZM224 46V45H223ZM222 46V48H223ZM49 47V46H48ZM166 47V46H165ZM171 47V46H170ZM178 47V46H177ZM214 47V46H212ZM133 48H135L133 50ZM46 49V50H45ZM50 49V48H48ZM146 49V48H145ZM216 49V48H215ZM214 49V50H215ZM141 50V49H139ZM138 50V51H139ZM148 50V49H146ZM173 50V49H172ZM180 50V49H179ZM47 51V52H46ZM47 54H46V53ZM146 52V51H145ZM169 52V51H168ZM171 52V51H170ZM179 52V51H178ZM177 53V52H176ZM223 53V52H222ZM49 54V55H48ZM168 54V53H167ZM180 54V53H179ZM184 54V53H183ZM241 54V55H242ZM141 55V54H140ZM164 56V55H163ZM140 57V56H139ZM142 57V55H141ZM153 57V56H152ZM182 57V55H181ZM257 57V59H256ZM139 59V60H138ZM150 59V58H149ZM172 59V58H171ZM230 59H233V58H230ZM237 59V57H236ZM240 59V60H242ZM137 60V61H136ZM177 60V59H176ZM179 60V59H178ZM142 61V60H141ZM246 61V60H244ZM13 62H17L16 64L13 63ZM145 62V61H144ZM152 62V61H151ZM14 65H13V64ZM142 63V62H141ZM168 63V62H167ZM245 63V62H244ZM242 63V64H244ZM134 64L136 66H134ZM138 64V63H137ZM12 65V66H11ZM140 65V64H139ZM247 65V64H245ZM109 66V65H108ZM107 66V67H108ZM111 66V69H113ZM144 66V65H143ZM165 66V64H164ZM27 67V68H26ZM142 67V66H141ZM147 67V65L145 66ZM163 67V66H162ZM181 67V66H180ZM183 67V66H182ZM106 68V66H105ZM110 68V67H108ZM171 67H169L170 69ZM20 69V68H19ZM87 72H86V70ZM174 69V68H173ZM16 70V68H15ZM18 70V69H17ZM145 70V69H144ZM147 70V69H146ZM179 70V69H178ZM8 71V72H7ZM17 71V72H19ZM23 71V72H22ZM151 71V70H149ZM248 71V72H249ZM9 72V73H10ZM16 72V71H15ZM104 72V71H103ZM106 72V70H105ZM104 72V73H105ZM173 72V70H172ZM176 72V71H175ZM249 72V73H250ZM2 73V74H1ZM165 73V72H164ZM248 73V74H249ZM148 74V72H147ZM150 74V73H149ZM152 74V72H151ZM246 74V73H245ZM8 75L10 74H7L6 76L8 77ZM15 75V73H14ZM20 75V74H19ZM111 75V74H108V76ZM247 75V74H246ZM12 75H10L11 77ZM168 76V75H167ZM217 76V75H216ZM19 77V78H18ZM148 77V75H147ZM146 77V78H147ZM109 78V77H108ZM110 78H112L110 76ZM139 78V80H140ZM9 79V77L7 78V80ZM107 79V78H106ZM114 79V78H113ZM113 79H110V80H113ZM236 79V78H235ZM138 80V81H139ZM181 80V79H180ZM243 82L245 80V78H242ZM241 80V82H242ZM115 82L117 80H114ZM136 81V80H135ZM141 81V80H140ZM153 81H154V78H153ZM9 82H12L9 81ZM7 82V83H9ZM15 82V81H14ZM110 82V81H108ZM112 82V81H111ZM119 82V80L117 81ZM116 82V83H117ZM123 83V81H121ZM142 82H143V79H142ZM145 82V80H144ZM152 82V80H151ZM13 83V82H12ZM12 83H9V84H12ZM136 84H140V82H135ZM146 83V82H145ZM148 83V81H147ZM14 84V83H13ZM15 84V85H16ZM91 84V85H90ZM110 84V83H109ZM113 84V82H112ZM121 84V83H120ZM124 84V83H123ZM135 84V85H136ZM155 84V83H154ZM171 84V83H170ZM243 84V83H242ZM6 85V86H5ZM108 85V83L106 84ZM105 85V86H106ZM115 85V84H114ZM117 85V84H116ZM237 85H239V83H237ZM9 86V85H8ZM96 86V87H97ZM109 86V85H108ZM107 86V88H108ZM113 85H111L112 87ZM118 86V85H117ZM133 86V85H132ZM152 86H153V83H152ZM222 86V85H221ZM240 86V85H239ZM242 86V85H241ZM11 87V85H10ZM19 87V88H20ZM110 87V86H109ZM110 87V88H111ZM116 87V86H114ZM137 87H142L141 85L137 86ZM205 87V86H204ZM225 87V86H224ZM13 88V90L17 92V88L16 86L14 87H11ZM18 88V89H19ZM26 88V87H25ZM94 87H92L93 89ZM103 88H105L103 86ZM102 88V89H103ZM108 89V90H112V89ZM118 88V87H117ZM161 88V87H159ZM214 88V87H213ZM220 88V87H219ZM239 88V87H238ZM241 88V87H240ZM88 89V90H87ZM91 89V91H92ZM96 89V88H95ZM134 89V88H133ZM132 89V91H133ZM138 89V88H135V90ZM140 89V88H139ZM144 89V88H143ZM150 89V88H149ZM211 89V88H210ZM100 90V88H99ZM99 90H97L99 92ZM105 90V89H104ZM134 90V91H135ZM151 90V89H150ZM149 90V91H150ZM160 90V89H158ZM217 90V89H216ZM226 90V89H225ZM242 90V88H241ZM245 90V89H244ZM10 91V90H9ZM94 92H96V90L93 89ZM133 91V92H134ZM139 91V90H138ZM209 91V89H208ZM212 93H213V90H211ZM224 91V90H223ZM243 91V90H242ZM107 92V90H106ZM109 92V91H108ZM136 93H138L137 91H135ZM135 92L133 95H135ZM148 93L147 91H143L142 93ZM216 91H214L215 93ZM219 92V91H218ZM217 92V93H218ZM238 92V91H237ZM246 92V90H245ZM9 93V94H8ZM18 94L20 93L19 90L17 92ZM16 93V94H17ZM91 94V97H90V94ZM97 93V92H96ZM163 93V92H162ZM11 94V95H10ZM17 94V96H18ZM98 94V93H97ZM145 94V93H144ZM154 94V93H153ZM156 94V93H155ZM216 94V93H215ZM247 94V93H246ZM10 95V97H9ZM25 95V94H23ZM106 95V94H105ZM114 95V94H113ZM112 95V99L114 98V96ZM137 95V94H136ZM141 95V93L139 94ZM149 95V94H148ZM167 95V94H166ZM210 95V94H209ZM208 95V96H209ZM240 95V94H239ZM249 95V94H248ZM22 96V95H21ZM102 95H100V101H102V99L104 98H101ZM107 96H111V94L107 93ZM138 96V95H137ZM143 96V95H142ZM146 96V95H145ZM185 96V95H183ZM141 97V96H140ZM16 98V96H15ZM23 98V96H22ZM32 98V100H33ZM99 98V96H98ZM182 98V96H181ZM180 98V99H181ZM2 99V100H3ZM13 99H14V96H13ZM12 99V100H13ZM106 99H109V98H106L105 96V100ZM111 99V100H112ZM139 99V98H138ZM147 99V98H145ZM149 99V98H148ZM178 99H179V96H178ZM212 99V98H211ZM239 99V98H238ZM1 100V99H0ZM1 100V101H2ZM20 100V98H19ZM18 100V101H19ZM23 100V99H22ZM99 100V99H98ZM110 100V99H109ZM140 100V99H139ZM138 100V101H139ZM243 99H241L242 101ZM11 101V102H10ZM15 101V100H13ZM114 100H112L113 102ZM150 101V100H149ZM207 101V100H206ZM239 101V100H238ZM3 102V101H2ZM21 102V101H20ZM24 102V101H22ZM21 102V103H22ZM103 102V101H102ZM108 102V103H107ZM208 102V101H207ZM228 102V101H227ZM6 103V105H5ZM16 103V102H15ZM30 103H33L34 102H30ZM36 103V102H35ZM36 103V104H37ZM128 103V102H127ZM142 103V101H141ZM149 103V102H148ZM215 103V102H214ZM232 103V102H231ZM234 103V102H233ZM232 103V104H233ZM1 104V102H0ZM24 104V105H25ZM35 104V105H36ZM110 101H106L104 103H102V107L103 106H107L109 105L110 106ZM113 104V103H112ZM241 104V103H240ZM2 105V104H1ZM13 105V104H12ZM11 105V107H12ZM21 105V104H20ZM31 105V104H30ZM29 105V106H30ZM100 106V104H98ZM146 105V104H145ZM15 106V104H14ZM13 106V107H14ZM16 106H18V104L16 103ZM15 106V107H16ZM28 106V108H29ZM37 106V105H36ZM80 106V105H79ZM97 106V105H96ZM98 106V108H99ZM100 106V107H101ZM114 106V104H113ZM128 106V105H126ZM212 106V105H211ZM210 106V107H211ZM216 106V105H215ZM261 106V107H262ZM8 107H10L8 105ZM6 108V109H9V108ZM11 107H10V110H11ZM22 107H24L22 105ZM88 107V106H86ZM85 107V108H86ZM118 107V106H116ZM116 107L114 109H116ZM130 107V105H129ZM138 107V106H137ZM141 107V106H140ZM1 108V107H0ZM25 108V107H24ZM27 108V107H26ZM35 108V107H34ZM84 108V107H83ZM82 108V110H83ZM89 108V107H88ZM96 107H94L95 109ZM97 108V109H98ZM144 108V107H143ZM4 109V110H6ZM15 110V108H12ZM31 109V108H29ZM94 109H91L90 110H94ZM105 109V107H104ZM102 108V110H104ZM107 109V108H106ZM129 109V108H128ZM216 109V108H215ZM263 109V108H262ZM3 110V109H2ZM1 110V112H3ZM20 110V109H19ZM28 110V109H27ZM26 110V111H27ZM79 110H80V107H79ZM85 110V109H84ZM83 110V111H84ZM89 110V109H88ZM89 110V112L91 113V111ZM100 109V111H102ZM109 110V109H108ZM130 110V109H129ZM12 111V110H11ZM9 112L8 113H12V112ZM17 111V109H16ZM119 111V109L117 110ZM121 111V110H120ZM127 111V110H126ZM125 111V112H126ZM217 111V110H216ZM230 111V109H229ZM236 111V110H235ZM28 112V111H27ZM31 112V111H30ZM94 112V111H92ZM96 112V111H95ZM104 112V111H103ZM112 112V111H110ZM6 113V112H4ZM7 113V114H8ZM20 113V115H19ZM84 113V112H83ZM86 113H88V111H86ZM101 112L98 111V113H94V117L95 115L97 114H100ZM142 113V112H141ZM195 113V112H194ZM203 113V111H202ZM201 113V114H202ZM227 113V112H226ZM89 114V113H88ZM104 114V113H103ZM123 114V113H122ZM212 114V113H211ZM11 115V114H10ZM15 115V113H13V116ZM83 115V114H82ZM90 115V114H89ZM89 115H85L87 116V118L89 117ZM107 115V114H106ZM113 115H116V114H113ZM127 115V114H126ZM130 115V114H129ZM207 115V114H206ZM250 115V114H249ZM7 116V115H6ZM93 116V114H92ZM99 116V115H97ZM101 116V115H100ZM99 116V117H100ZM119 116V115H118ZM5 117V116H4ZM9 117V116H8ZM7 117V118H8ZM12 117V116H11ZM27 119V127H26V130L23 131L22 130V122H24L23 120ZM91 117V115H90ZM99 117H98V120H99ZM105 118V115L103 116ZM122 117V116H121ZM138 117V116H136ZM200 117V116H199ZM249 117V116H248ZM3 118V117H2ZM7 118H5V121H7ZM10 118V117H9ZM85 118V117H84ZM109 118V117H108ZM112 118V117H110ZM107 119V120H110V121H114V120H111V119ZM226 118V117H225ZM247 118V117H245ZM0 119H1V115H0ZM93 119V122L95 121L94 119L96 118H92ZM120 119V117H119ZM124 119V118H123ZM201 119V118H200ZM238 119V118H237ZM86 120V118H85ZM88 120V119H87ZM86 120V121H87ZM97 120V119H96ZM101 120V119H100ZM106 119H104V123L107 121H105ZM121 120V119H120ZM138 120V119H137ZM242 120L241 118L238 120V123H237V126L239 124V121ZM249 120V119H247ZM261 120V119H260ZM124 121V120H123ZM126 121V120H125ZM136 121V120H135ZM237 121V120H236ZM259 121V119H258ZM264 121V120H263ZM92 120L89 122L91 124ZM204 122V121H203ZM216 122V121H215ZM241 122V121H240ZM252 121L250 120V123ZM63 123H60L63 125ZM64 123V125H65ZM88 123V121L86 122ZM88 123V126L90 127ZM119 123V121H118ZM120 123H122L120 121ZM199 123V121H198ZM212 123V122H211ZM217 123V122H216ZM242 123V122H241ZM247 123V122H246ZM249 123V124H250ZM254 123V122H253ZM252 123V125H253ZM79 124H82L81 122ZM100 124V123H99ZM113 124V122H112ZM139 124V123H138ZM226 124V123H225ZM263 125V123L261 122L260 125ZM25 125V124H24ZM115 125H117L115 123ZM122 125V124H121ZM121 125L118 124V126L122 127ZM123 125H124V122H123ZM127 125V124H126ZM125 125V126H126ZM129 125V124H128ZM234 125V124H233ZM232 125V126H233ZM243 124H241L242 126ZM248 125V123H247ZM259 125V123H258ZM259 125V126H260ZM26 126V125H25ZM87 126V127H88ZM97 126V125H96ZM99 126V125H98ZM103 126V124H102ZM100 126V127H102ZM106 126V125H105ZM117 126V127H118ZM213 126V125H212ZM246 126V125H245ZM99 127V128H100ZM137 127V126H136ZM141 127V126H139ZM152 127V126H151ZM236 127V125H235ZM249 127V126H247ZM251 127V125H250ZM261 127H264L263 126H260ZM225 128V127H224ZM233 129V127H230ZM239 128V127H238ZM244 128V127H242ZM252 128H254L252 126ZM259 128V127H258ZM257 128V129H258ZM65 129V128H64ZM87 129V128H86ZM85 129V131H86ZM101 129V128H100ZM118 129V128H117ZM125 129V128H124ZM145 129V128H144ZM155 129V128H154ZM202 129V128H201ZM236 129V128H235ZM240 129V128H239ZM1 130V129H0ZM1 130V131H2ZM60 130H62V127L60 126ZM123 130V129H122ZM134 130V129H133ZM137 130V129H135ZM141 130V129H140ZM143 130V129H142ZM150 130V129H149ZM238 130V129H237ZM241 130H245V129H241ZM248 130V129H247ZM251 131L250 132H245L247 134H243L242 137L245 139L246 137L249 139V140H243L244 141H247L245 145L242 146V151H243V154L248 157L250 159L249 162H254V166H253V169L255 170V172H253L254 170L252 169V171L249 172V170L247 171V167L243 165V167H245V169H241L239 168V164L237 165L236 161L235 162H232L230 160H226L225 162H221L223 160H215V162H217V168L215 166V169H217L216 171V174H219L220 176V173H217L218 172V167H219V170L220 171H223L221 169H224V175L223 176H226V179H230L229 181V185L227 184V188L223 187L224 189H227L226 191V194L231 196V200H230V204H228L229 202V199H226L228 200V202H226L227 204L226 205H229V209L233 211H227L228 214L232 215V213L236 216L237 214V218H235L234 215H232L231 217L234 216V218L236 219H233V221H228V216H227V221H225V219L223 220L224 221V225L223 227H216V223L215 225L210 228L211 231H207L205 233H201L202 231L196 226V229H191L189 226V228H183V226H179L180 227V231L179 233L181 232H184L185 231V234L186 232L189 233L192 238H193V243H196L197 245H200V247L202 245L204 246H207V248H211V247H218V249H214V253H215V250H221L222 253H225L224 251H226V255L228 256H224L225 258H223L222 256V260L220 261L219 264H264V209H263V206L261 203L264 202V170H261L259 171V169H262L261 166L258 164L260 163L258 160H257V157L258 155H263L264 156V133L263 136H261V131L258 132L259 137L255 139H252L254 135H252L253 133L255 134V131L256 130L254 128L253 129H250ZM260 130V129H259ZM262 130V129H261ZM64 131V130H62ZM120 131V130H119ZM128 131V130H127ZM146 131V130H145ZM154 131V130H153ZM240 131V130H238ZM237 131V132H238ZM252 131H254L252 133ZM257 131V130H256ZM263 131V130H262ZM68 132V131H66ZM89 132H92V131H89ZM93 132V133H94ZM137 132V131H135ZM148 132V131H147ZM146 132V133H147ZM151 132V131H150ZM232 132V131H231ZM230 132V133H231ZM61 133H64V132H61ZM68 133V134H69ZM87 133V132H86ZM131 133H134L133 132H130ZM138 133V132H137ZM149 133V132H148ZM147 133V134H148ZM154 133V132H153ZM209 133V132H208ZM233 133V132H232ZM241 133V131H240ZM252 133V134H251ZM4 134V135H3ZM67 134V133H65ZM91 134V133H90ZM120 134V133H119ZM126 134V132H125ZM124 134V135H125ZM128 134V133H127ZM126 134V135H127ZM140 134V133H138ZM136 134V135H138ZM152 134V133H151ZM197 134V133H196ZM207 134V133H206ZM229 134V133H228ZM234 134H236L234 132ZM258 134L256 133V137L258 136ZM0 135V136H1ZM70 135L72 136V134L70 133ZM69 135V136H70ZM122 135V134H121ZM129 135V134H128ZM132 135V134H131ZM130 135V137H131ZM135 135V134H134ZM141 135V134H140ZM146 135V134H145ZM150 135V134H149ZM202 135V134H201ZM214 135V134H213ZM227 135V134H226ZM75 136V135H74ZM157 136V135H156ZM236 136V135H234ZM246 136V137H245ZM261 136V137H260ZM127 137V136H125ZM141 137V136H140ZM148 137V136H147ZM159 137V136H158ZM200 137V135H199ZM216 137V136H215ZM226 137V136H225ZM238 137V136H236ZM255 137V136H254ZM71 138V137H70ZM94 141H92L91 140ZM135 138H138L135 136ZM152 138V137H150ZM149 138V139H150ZM204 138V137H203ZM209 138V137H208ZM240 137H238L239 139ZM83 139V138H82ZM81 139V140H82ZM158 139V138H157ZM165 139V138H164ZM207 138H205L206 140ZM218 139V138H216ZM232 139V137H231ZM237 139V140H238ZM74 140V139H73ZM123 140V139H122ZM160 140V139H159ZM198 140V139H197ZM204 140V139H203ZM252 140V141H251ZM116 141V142H115ZM148 141V140H147ZM153 141V140H151ZM192 141V140H191ZM196 141V140H195ZM239 141V140H238ZM145 142V141H144ZM165 142V141H164ZM216 142V141H214ZM222 142V141H221ZM227 142V141H225ZM224 142V143H225ZM231 142V141H230ZM242 142V141H241ZM242 142V143H243ZM77 143H80V142H77ZM122 143V142H121ZM192 143V142H191ZM195 143V142H194ZM233 143V142H232ZM241 143V144H242ZM81 144V143H80ZM152 144V143H151ZM203 144V143H202ZM210 144V143H209ZM11 145V146H10ZM69 145V144H68ZM82 145V144H81ZM84 145V144H83ZM87 145V144H86ZM98 145V146H97ZM106 145V144H105ZM121 145V144H120ZM217 145V143H216ZM227 145V144H226ZM240 145V143H239ZM3 146L1 148H3ZM10 146V147H9ZM77 146V145H75ZM74 146V147H75ZM91 146V145H90ZM94 146V144H93ZM92 146V148L95 150V148ZM112 147H115L114 145H111ZM111 146L109 145L110 149H111ZM117 146V145H116ZM158 146V145H157ZM204 146V145H203ZM212 146V145H211ZM232 146V145H231ZM73 147V148H74ZM81 147V146H80ZM106 147V146H105ZM104 147V148H105ZM122 147V146H120ZM147 147V146H146ZM162 147V146H161ZM217 147V146H216ZM236 147V145H235ZM0 148V149H1ZM69 150H68V149ZM85 148V146L83 147V149ZM91 148V147H90ZM91 148V149H92ZM116 148V147H115ZM150 148V147H149ZM230 148V147H229ZM101 149V148H100ZM108 149V148H107ZM108 149V151L110 150ZM113 149V148H112ZM159 149V148H158ZM73 150H76V147L75 149ZM72 150V151H73ZM79 150V148H78ZM82 150V148H81ZM197 150V149H196ZM199 150V149H198ZM197 150V151H198ZM214 150V149H213ZM88 151V150H87ZM104 150H102L103 152ZM117 151V149H116ZM206 153L207 151L204 150ZM215 151V150H214ZM221 151V150H220ZM85 152V151H84ZM105 152V151H104ZM113 152V151H112ZM204 152V153H205ZM224 152V151H223ZM236 152V151H235ZM239 152V151H238ZM70 153V152H69ZM76 153V152H75ZM81 153V152H80ZM99 153V152H98ZM211 153V152H210ZM222 153V152H221ZM237 153V152H236ZM84 154V153H83ZM86 154V153H85ZM147 154V153H146ZM216 154V153H215ZM223 154V153H222ZM228 154V153H227ZM238 154V153H237ZM62 155L61 153L59 154V156ZM72 155V152L71 154ZM68 154L65 155L67 156V158H69L70 156ZM74 155V154H73ZM78 155V154H76ZM81 155V154H80ZM79 155V156H80ZM111 155V154H110ZM114 156V154H112ZM117 155V154H115ZM205 155V154H204ZM220 155V154H219ZM240 155V154H239ZM79 156H76V157H79ZM95 156V155H94ZM101 156V155H100ZM124 156V155H123ZM214 156V155H213ZM231 156V155H230ZM75 157V155H74ZM83 157V156H82ZM91 157V156H90ZM103 157V156H102ZM118 157V156H117ZM116 157V160L118 161ZM198 157V156H197ZM208 157V156H207ZM206 157V158H207ZM212 157V156H211ZM61 158V157H60ZM62 158H64V155H62ZM71 158V157H70ZM93 158V157H92ZM120 158V157H118ZM205 158V157H204ZM219 158V157H218ZM222 158V157H221ZM232 158V157H231ZM241 158V157H240ZM243 158V157H242ZM248 158H246L247 160H249ZM260 158V156H259ZM191 159V158H190ZM199 159V158H198ZM209 159V158H208ZM235 159V158H234ZM252 159V160H251ZM233 160V159H232ZM261 160H264L263 157H261ZM66 161V160H65ZM70 161V159H69ZM122 161V159H121ZM211 162V160H209ZM93 162V160H92ZM97 162V161H96ZM119 162V161H118ZM195 162H197L195 160ZM238 162V161H237ZM242 162V161H241ZM240 162V163H241ZM73 163V162H72ZM91 163V162H90ZM108 163V162H107ZM200 163V161H199ZM209 163V162H208ZM214 163V162H213ZM212 163V164H213ZM221 163V164H220ZM239 163V162H238ZM243 163L245 164V162L243 161ZM263 163V162H262ZM70 164V163H69ZM110 164V163H109ZM123 166L124 163H122ZM127 164V163H126ZM190 164V162L188 163ZM247 164V163H246ZM72 165V164H70ZM84 165V164H83ZM129 165V164H128ZM205 165V164H204ZM241 165V164H240ZM69 166V165H68ZM73 166V165H72ZM80 166V165H79ZM82 166V165H81ZM120 166V165H118ZM251 166V165H250ZM264 166V165H263ZM44 167H49L50 170H52L51 173L53 174H49L47 176L43 175L44 172H42L44 169ZM205 167V166H204ZM221 167V169H220ZM242 167V168H243ZM249 167V166H248ZM252 167V166H251ZM251 167H249V169H251ZM71 168V167H70ZM81 168V167H80ZM119 168V167H118ZM128 168V167H127ZM195 168V167H194ZM213 168V167H212ZM74 169V167H73ZM88 169V168H87ZM115 169V168H113ZM121 169V168H120ZM119 169V170H120ZM207 169V168H206ZM264 169V168H263ZM16 170H19L21 172H23L22 174H20L18 171V173H16ZM82 170V169H81ZM108 170V169H107ZM118 170V169H117ZM123 170V168H122ZM129 170V168H128ZM246 170V171H245ZM47 171V170H45ZM83 171V170H82ZM80 171V172H82ZM105 171V169H104ZM127 171V170H126ZM143 171V170H142ZM189 171V170H188ZM191 171V170H190ZM214 171V170H213ZM219 171V172H220ZM257 171V172H256ZM42 172V173H41ZM48 172V171H47ZM90 172V171H89ZM107 172V171H106ZM111 172V171H110ZM114 172V171H113ZM120 172V171H119ZM155 172V170H154ZM193 172V171H192ZM196 172V171H195ZM85 173V172H84ZM88 173V172H87ZM117 173V172H116ZM202 173V172H200ZM207 173H208V170H207ZM211 173V172H210ZM209 173V174H210ZM103 174V173H102ZM110 174V173H109ZM119 174V173H118ZM183 174V173H182ZM195 174V173H194ZM215 174V175H216ZM104 175V174H103ZM106 175V174H105ZM129 176V173L127 174ZM134 175V174H132ZM181 175V174H180ZM186 175V174H185ZM212 174H210V178H212L211 176ZM85 176V175H84ZM83 176V177H84ZM107 176V175H106ZM119 176V175H118ZM125 177V176H124ZM200 177V176H199ZM197 177V178H199ZM218 177V176H217ZM216 177V178H217ZM222 177V175L220 176ZM119 178V177H118ZM128 178V177H127ZM196 178V177H194ZM193 178V179H194ZM201 178V177H200ZM223 178V177H222ZM89 179V178H88ZM87 179V180H88ZM122 179V178H121ZM187 179V178H186ZM124 180V179H123ZM129 180V179H128ZM202 180V179H201ZM211 180V179H210ZM215 180V179H214ZM224 180V178L222 179ZM86 181V180H85ZM188 180H186L187 182ZM221 181V180H220ZM90 182V181H89ZM118 182V181H117ZM131 182V181H130ZM133 182V181H132ZM189 182V181H188ZM197 182H200L198 181L197 179ZM202 182V181H201ZM218 182V181H217ZM84 183V182H83ZM209 183V182H208ZM214 183L216 184V182L214 181ZM222 183V182H221ZM182 184V183H181ZM193 184V182H192ZM196 184V183H195ZM201 184V183H200ZM204 184V183H203ZM225 184V183H222V185ZM87 185V184H86ZM85 185V186H86ZM126 185V184H125ZM198 185V184H197ZM195 185V186H197ZM211 185V184H210ZM188 186V185H187ZM193 186V185H192ZM203 186V185H202ZM213 186V185H212ZM211 186V187H212ZM220 186V185H219ZM170 187V186H169ZM175 187V186H174ZM216 187V186H215ZM222 187V186H221ZM218 188V187H217ZM222 188V189H223ZM137 189V188H136ZM201 189V188H200ZM205 189V188H204ZM64 190H67L65 191V193L67 192L68 194L67 195H64ZM91 190V189H90ZM180 190V188H179ZM198 190V189H197ZM218 190V189H217ZM193 191V190H192ZM202 191V190H201ZM207 191V189H206ZM170 192V191H169ZM183 192V191H182ZM181 192V193H182ZM195 192V191H194ZM197 192V191H196ZM199 192V191H198ZM214 192V191H213ZM216 192V190H215ZM219 192V191H218ZM224 192V191H223ZM91 193V192H90ZM177 193V192H176ZM188 193V191H187ZM166 194V193H165ZM191 194V193H190ZM221 194V193H220ZM176 195V194H175ZM192 195V194H191ZM205 195V194H204ZM226 195V196H227ZM65 196V197H64ZM71 196V197H72ZM75 196V198H76ZM178 196V195H177ZM207 196V195H206ZM219 196V194H218ZM224 196V195H223ZM210 197V196H209ZM213 197V196H212ZM215 197V196H214ZM74 198V197H72ZM71 198V199H72ZM170 198V197H168ZM189 198V197H188ZM226 198V197H225ZM79 199V198H78ZM100 199V198H99ZM181 199V198H180ZM199 199V198H198ZM217 199V198H216ZM178 200V199H177ZM195 200V199H194ZM200 200V199H199ZM204 200V199H203ZM207 200V199H205ZM75 201V200H74ZM188 201V200H187ZM215 201V200H214ZM217 201H219L217 199ZM55 202V203H53ZM69 202V199L67 201H65V205L66 203ZM73 203V201H70ZM69 202V203H70ZM76 202V201H75ZM83 202V201H82ZM170 202V201H169ZM168 202V203H169ZM179 202V201H178ZM177 202V203H178ZM198 201H196V204H197ZM212 202V201H211ZM223 202V201H222ZM64 203V202H63ZM69 203H68V206H69ZM86 203V202H84ZM119 203V202H118ZM185 203V202H184ZM194 203V202H192ZM209 203V201H208ZM58 204V203H57ZM56 204V205H57ZM60 204V203H59ZM59 204H58V207L59 210L60 207H59ZM74 204V203H73ZM78 204V203H77ZM156 204V203H155ZM176 204V203H175ZM210 204V203H209ZM220 204H223V203H220ZM264 204V203H263ZM75 205V204H74ZM83 205V204H82ZM167 205V204H166ZM180 205V204H179ZM198 205V204H197ZM61 206V205H60ZM64 205H62L63 207ZM77 206V205H76ZM75 206V207H76ZM91 206V207H90ZM200 206V205H199ZM211 206V205H210ZM219 206V205H217ZM217 206L215 207L212 206L211 208H209V212H211V214L214 212L216 213L217 209L219 211V207L217 208ZM221 206H224L221 205ZM61 207V208H62ZM155 207V206H154ZM157 207V206H156ZM170 207V206H169ZM185 207V206H184ZM190 207V205H189ZM206 207V206H205ZM65 208V206H64ZM77 208V207H76ZM181 208V207H180ZM188 208V207H187ZM228 208V207H227ZM56 209V208H55ZM63 209V208H62ZM74 209V208H73ZM89 209V210H90ZM104 209V210H103ZM184 209V208H183ZM183 209H182V212H183ZM196 209V207H195ZM205 209V208H204ZM58 210V211H59ZM72 210V208H71ZM85 210V209H84ZM92 210V209H91ZM157 210V209H156ZM172 210V209H171ZM189 210V209H188ZM193 210V209H192ZM200 210V209H199ZM226 210V209H225ZM159 211V210H158ZM196 211V210H195ZM203 211V210H202ZM218 211L216 213V215L218 214ZM235 211V212H234ZM66 212V211H65ZM77 212V211H76ZM87 212V211H86ZM92 212V211H91ZM179 213V214H182ZM187 212V211H186ZM208 212V213H209ZM222 212V211H219V213ZM224 212V211H223ZM88 213V212H87ZM93 213V212H92ZM155 213V211H154ZM169 213V212H168ZM167 213V214H168ZM172 214V211L170 212ZM169 213V214H170ZM176 213V212H175ZM173 213V214H175ZM184 213V212H183ZM236 213V214H235ZM64 214V213H63ZM72 214V212L70 213ZM80 214V213H79ZM89 214V213H88ZM91 214V213H90ZM189 214V213H188ZM191 214V212H190ZM205 215L207 214V212L204 213ZM65 215V214H64ZM68 215V214H67ZM75 216V214H73ZM77 215V213H76ZM92 215H95V214H92ZM92 215L88 216L89 218H86L87 219H91L92 218ZM99 215V216H100ZM183 215V214H182ZM209 215V214H208ZM72 216V215H71ZM73 216V217H74ZM80 215H78L79 217ZM186 216V215H185ZM184 216V217H185ZM195 216V215H194ZM212 216V215H210ZM220 216V215H219ZM224 216V215H223ZM65 217V216H63ZM77 217V216H76ZM84 217V216H83ZM84 217V218H85ZM100 217H103V216H100ZM107 217V216H106ZM169 218H172L173 220L172 221H177L175 220L173 217H171L170 215L168 216ZM190 217V216H189ZM193 217V216H192ZM197 217V216H196ZM208 217V216H207ZM60 218V219H59ZM96 218V217H94ZM105 218V217H104ZM182 218V217H181ZM200 218V216H199ZM205 218V217H204ZM202 217V219H204ZM64 220V218H62ZM66 219V218H65ZM73 219V218H72ZM100 219V218H99ZM98 219V220H99ZM106 219V218H105ZM104 219V221H106ZM108 219V218H107ZM144 219V218H143ZM191 219V218H190ZM190 219H188L190 221ZM214 219V218H213ZM217 219V218H216ZM84 220V219H83ZM94 220V219H93ZM103 220V218H102ZM166 220V219H165ZM181 220H184V219H181ZM180 220V221H181ZM193 220V219H192ZM191 220V221H192ZM206 220V219H205ZM212 220V219H210ZM215 220V219H214ZM219 220V219H218ZM90 221V220H89ZM87 221V222H89ZM96 221V220H94ZM103 221V222H104ZM194 221V220H193ZM55 223V221H53ZM66 222V220H65ZM81 222V221H80ZM93 222V221H92ZM99 222V221H98ZM109 222V221H108ZM168 222V221H167ZM183 222V221H182ZM208 222V221H206ZM58 223V222H57ZM64 223V222H61V224ZM68 223V222H67ZM71 224L73 222H70ZM93 223H97V222H93ZM162 223V222H161ZM171 223V221H170ZM180 223V222H179ZM185 224H187L186 222H184ZM191 223V222H190ZM194 223V222H192ZM191 223V224H192ZM197 223V222H196ZM200 223V222H199ZM205 223V222H204ZM210 223V222H209ZM53 224V223H52ZM51 224V225H52ZM56 224V223H55ZM60 225V223H58ZM87 224V223H86ZM108 224V223H107ZM206 224V223H205ZM211 224H212V221H211ZM218 224V223H217ZM221 224H222V221H221ZM63 225V224H62ZM57 226L55 225V227L59 230V227H63L64 226ZM67 225V224H66ZM80 225V224H79ZM89 225V224H88ZM136 225V224H135ZM156 225V223H155ZM165 225V224H163ZM171 227H172V224H170ZM175 227H176V223L174 224ZM180 225V224H179ZM182 225V224H181ZM194 225V224H193ZM95 226V225H94ZM115 226V225H114ZM178 226V225H177ZM187 226V225H185ZM212 226V225H210ZM222 226V225H221ZM54 225H53V228H55ZM78 227V226H77ZM81 227V226H80ZM126 227V226H125ZM165 227V226H164ZM195 227V226H194ZM83 228V227H82ZM107 227H105L106 229ZM174 228V226H173ZM172 228V229H173ZM178 228V227H177ZM73 229V228H72ZM75 229V228H74ZM88 229V228H87ZM90 229V228H89ZM95 229V228H94ZM127 229V228H126ZM133 228H131L132 230ZM171 229V228H170ZM175 229V228H174ZM184 229V230H183ZM203 229V227H202ZM66 230V229H65ZM60 231V230H59ZM62 231V230H61ZM74 231H79L78 229L77 230H74ZM90 231V230H89ZM114 231V230H113ZM121 231V230H120ZM125 231V230H124ZM63 232V231H62ZM88 232V231H87ZM116 232V231H115ZM114 232V233H115ZM119 232V230H118ZM122 232V231H121ZM142 232V231H141ZM86 233V232H85ZM94 233V232H93ZM92 233V234H93ZM96 234V233H95ZM108 234V233H107ZM112 234V233H111ZM119 234V233H118ZM128 234V233H126ZM138 234V233H137ZM154 234V233H153ZM178 234V233H177ZM58 235V234H57ZM88 235V234H87ZM125 235V234H124ZM136 235V234H135ZM148 235V234H147ZM130 236V235H129ZM180 236V235H178ZM187 236V235H186ZM189 236V235H188ZM61 237V236H60ZM92 237V236H91ZM112 237V236H111ZM175 237V236H174ZM183 237V236H182ZM62 238V237H61ZM70 238V237H69ZM149 238V237H148ZM166 238V237H165ZM168 238V237H167ZM180 238V237H179ZM186 238V237H185ZM190 238V237H189ZM66 239V238H65ZM150 240V239H149ZM159 240V239H158ZM175 240H177L175 238ZM181 240V238H180ZM186 240V239H185ZM42 241V240H41ZM44 241V240H43ZM50 241V242H51ZM174 241V240H173ZM183 241V239H182ZM148 242V241H147ZM161 242V241H160ZM170 242V241H169ZM190 242V241H189ZM188 242V243H189ZM180 243V241H179ZM65 244V243H64ZM63 242H62V245H64ZM123 244V243H122ZM126 244V243H125ZM149 244V243H148ZM155 244V243H154ZM168 244V243H166ZM178 244V243H177ZM192 244V243H191ZM48 245V244H47ZM193 245V244H192ZM53 246V245H51ZM67 246V244H66ZM65 246V248H66ZM73 246V245H72ZM154 246V245H153ZM179 246V245H178ZM186 246V245H185ZM50 247V246H48ZM62 247V246H60ZM152 247V246H151ZM181 247V246H180ZM188 247V246H187ZM193 247V246H191ZM190 247V248H191ZM54 248V246H53ZM59 248V247H58ZM57 248V250H58ZM69 247L67 246V249ZM121 248V247H120ZM173 248V247H172ZM194 248V247H193ZM192 248V249H193ZM203 248V246H202ZM206 248V250H208ZM63 249V248H61ZM79 249V248H78ZM115 249V248H114ZM118 249V248H117ZM126 249V248H125ZM124 249V250H125ZM178 249V248H177ZM187 249V248H186ZM191 249V250H192ZM199 249V248H198ZM55 250V248H54ZM57 250L55 252H57ZM65 250V249H64ZM63 250V251H64ZM69 250V249H68ZM183 250V249H182ZM190 250V251H191ZM195 250V249H194ZM201 250V249H199ZM60 251V250H59ZM62 251V252H63ZM66 251V250H65ZM64 251V252H65ZM184 251V250H183ZM204 251V250H202ZM63 252V253H64ZM187 252V251H186ZM195 252V251H194ZM211 252V251H210ZM209 252V253H210ZM220 252V251H219ZM59 253V252H57ZM61 253V251H60ZM60 253L58 254L60 256ZM62 253V254H63ZM69 254V252H67ZM65 252V254H67ZM114 253V252H113ZM160 253V252H159ZM197 253V252H196ZM208 253V252H207ZM213 253V252H211ZM71 254H72V251H71ZM121 254V253H120ZM123 254V253H122ZM114 255V254H113ZM116 255V254H115ZM125 255V254H124ZM173 255V254H171ZM206 255V254H205ZM209 255V254H208ZM207 255V256H208ZM214 256V254H212ZM216 255V254H215ZM224 255V254H223ZM64 256V255H62ZM161 256V255H160ZM197 256V254H196ZM220 256V257H221ZM114 257V256H112ZM174 257V256H172ZM189 257V256H188ZM198 257V256H197ZM201 257V256H200ZM211 257V255H210ZM121 258V257H120ZM212 258V257H211ZM215 258H217V256H215ZM59 259V258H58ZM69 259V258H67ZM126 259V257H125ZM207 259V258H206ZM209 259V257H208ZM184 260V259H183ZM195 260V259H194ZM205 260V259H204ZM216 260V259H215ZM59 261V260H58ZM57 261V262H58ZM64 261V260H63ZM171 261V260H170ZM192 261V260H191ZM197 261V260H196ZM200 261V260H199ZM71 262V261H69ZM80 262V261H79ZM115 262V261H114ZM165 262V261H164ZM184 262V261H183ZM213 262V261H212ZM218 262V260H217ZM216 262V264H217ZM60 263V262H58ZM68 263V261H67ZM116 263V262H115ZM180 263V262H179ZM187 263V262H186ZM195 263V262H194ZM61 264V263H60ZM64 264V263H63ZM163 264V263H162ZM189 264V263H188ZM208 264V262L206 263ZM213 264V263H212ZM215 264V262H214Z\"/></svg>","mask_w":264,"mask_h":264},{"label":"crops","instance_id":"crops-1","mask_svg":"<svg viewBox=\"0 0 264 264\" xmlns=\"http://www.w3.org/2000/svg\"><path fill=\"white\" fill-rule=\"evenodd\" d=\"M264 9V6H263ZM261 49L264 50V40H262L261 45H260ZM261 56H258V59L262 65V67H264V56H262L263 54H260ZM257 59V57H256Z\"/></svg>","mask_w":264,"mask_h":264}]
</instances>
